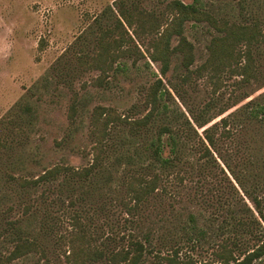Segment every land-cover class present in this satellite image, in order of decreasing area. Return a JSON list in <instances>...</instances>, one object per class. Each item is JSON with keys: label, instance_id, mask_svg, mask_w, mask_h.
<instances>
[{"label": "rangeland", "instance_id": "374dc122", "mask_svg": "<svg viewBox=\"0 0 264 264\" xmlns=\"http://www.w3.org/2000/svg\"><path fill=\"white\" fill-rule=\"evenodd\" d=\"M126 1L139 37L124 26L144 56H118L101 72L93 64L99 42L119 33L127 36L117 27V19L122 20L119 0H0V231L12 220L34 234L41 231L42 218L49 220L53 230L41 234V240L51 264H74V247L85 238L86 247L106 251L126 248L130 240L138 239L147 247L139 264H171L167 257L173 250H178L179 258L173 257L172 264L188 255L197 264H222L220 256L226 250L241 259L264 238V222L257 211L264 213V119L244 114V104L251 106L264 95V0H203L211 17L183 23V35L194 47L192 63L185 68L183 52H172L164 73L161 62L152 61L147 50H156L157 38L160 51L163 39L175 28L170 0ZM148 14L163 24L161 36L138 25L140 20L149 22ZM231 23L249 25L258 37L253 48L257 79L247 83L232 70L243 43L219 44L217 58L212 59L211 39L224 35L225 27L236 29ZM179 39L171 33L170 46H177ZM230 46L231 60L218 68L229 58L225 51ZM118 62L126 63L123 71H115ZM157 79L165 92L161 104L189 119L192 113L207 111L204 116L211 120L206 126L216 140L215 147L209 146L214 160L210 167L197 169L201 150L193 146L199 145L203 131L191 120L197 134L192 131L193 138L185 140L182 158L188 164L178 172H162L154 194L131 212L127 182L133 175L147 171L150 176L153 171L141 166L147 135H134L130 122L150 110L147 93ZM72 105L76 113L70 119ZM97 106L110 108L129 123L104 127L103 115L94 121ZM166 121V114H158L150 122L151 132ZM96 155L101 158L95 168L99 174L86 179L70 174L90 166ZM163 155H169L166 144ZM55 166L64 169L48 183L34 188L18 183ZM68 178L72 185H62ZM76 212L85 237H76L79 226L71 216ZM189 214L195 216L194 229ZM241 218L250 227L236 231V219ZM11 248L0 237V255ZM44 260L39 252H31L9 264ZM84 264L112 263L102 258Z\"/></svg>", "mask_w": 264, "mask_h": 264}, {"label": "trees", "instance_id": "16d2710c", "mask_svg": "<svg viewBox=\"0 0 264 264\" xmlns=\"http://www.w3.org/2000/svg\"><path fill=\"white\" fill-rule=\"evenodd\" d=\"M120 4L118 5V13L120 18L117 19V27H122L124 30V34L127 36L122 35L119 33V36L114 37L112 39H102L99 42L100 48L98 49L97 55L95 57V61L93 62L94 66L100 69L101 72H106L110 66L115 63V59L118 56L126 57L131 56L135 53L138 56H144L142 51L139 49H135L137 46L134 42L132 36L128 34L125 29L124 23L132 29L134 35H138L137 29L133 22V15L130 10L127 8V1L126 0H119ZM169 8L174 10L176 13L171 21L175 22V28L168 32L167 36L163 39L162 46L160 51H157V43L159 42L157 38L153 39V44L155 45V51L150 52L149 49L147 50L148 56L152 61H160L161 62V71L162 73L166 72L169 66V56L172 52H183V65L185 68H188L193 61V44L187 40V38L183 35V23L186 20L195 19V20H202L207 17H211L209 13H206L204 10L205 4L203 0H193L191 3H183L180 0H170L168 4ZM135 8V7H134ZM133 5H132V9ZM146 18L149 20L148 23H144L145 21L140 20L138 25H140L143 29L147 32L150 30L156 31V35L161 36L164 31L162 27V23L158 21V18L154 15L148 14ZM148 24L147 27L144 25ZM167 24V23H166ZM227 25V24H226ZM230 25L236 26V29H228L225 27L226 31L225 34L222 36H215L211 39V46H212V59L217 58L216 47L221 44L220 46H224L226 42H232V45L244 44V50H239L236 53L237 60L235 68L232 70L237 75L241 76V82H249L251 79H257V68L255 65V59L253 56V48L255 43L258 41V37L254 31H252L249 25L245 26L244 24H234L231 23ZM116 27V26H115ZM167 27V25H166ZM161 29L162 32L160 31ZM223 30L222 28H220ZM112 30L111 32H114ZM171 33L179 35V43L175 47L170 46V35ZM129 35V36H128ZM139 37V36H137ZM133 44L132 46L129 45V40ZM228 47L225 51V54L229 57L227 60H221L219 63L218 68L220 65H225L229 63L231 60L230 57L233 55V48ZM157 52H159L157 54ZM240 59V60H238ZM243 59V61H242ZM126 67L125 62H118L114 67L115 71H123ZM185 79V76L183 77ZM161 80L157 79L154 84L151 86L149 92L147 93L149 102L151 103L150 110L142 117L135 119L130 122V127L134 128L136 131L134 135H147V138H143L145 143H143V149L141 151V156H143V163L141 166L144 169H148L153 171L150 176L145 175L147 171L144 173L133 175L129 179L126 184V189L129 194V198L133 201V206L128 207V211H133L134 207H139L140 205L144 204L149 196L153 195L154 192L157 190L160 181L162 180V172L172 170L177 171L180 167L188 164V162H184L182 158L183 148L185 146V140L192 139L190 132H194L195 135L196 130H194V125L191 120L196 124L198 127L202 128L203 131V138L207 141L208 145H206L203 141V138L199 137V146L197 143L194 145V149L200 151L199 158L196 160L197 169L205 166H211V160L213 156L211 154L210 148L215 147L216 140L214 138L211 129L206 126L211 118H206L204 114L207 111H201L197 114H190L191 119L187 118L183 112L178 111L177 109H170L169 106L165 103L161 104V99L165 95V92L161 90ZM23 110L27 111L28 106L23 105ZM96 117H94V121L98 120L97 116L103 115V125L106 127L107 125L112 124H121V123H129L127 122L128 119L125 116H120L114 114L110 108H104L102 106H97ZM76 113L75 105L70 107V119H73ZM166 114L167 121L166 123H160L159 126L156 128L154 132H151L150 122L155 120V117L158 114ZM244 114L247 115L249 118L262 120L264 119V95L259 100H252L251 106L248 104H244ZM224 123L226 124V118H223ZM166 135V140L163 139V136ZM198 137V135H197ZM167 145L169 147V155H163V146ZM202 147V148H201ZM140 154V153H139ZM138 154V155H139ZM209 156V159L207 158ZM100 155H96L95 162L92 163L90 166H87L81 170L73 169L71 171L72 176H76L79 179H86L90 176H94L99 174L100 169H96L97 163L99 162ZM201 158H205L204 162H200ZM191 168H194V164H189ZM64 168L60 166H55L46 170L40 176L33 178V179H22L18 181L21 187L24 188H34L38 186L40 183H48L52 179L55 178L57 174H59ZM176 172V175L178 174ZM178 176V175H177ZM180 177V176H179ZM17 180L14 176H10V180ZM62 185H72L69 178L67 180H62ZM165 190V189H164ZM258 203V202H257ZM259 204V203H258ZM127 206V204H125ZM256 209H258L256 207ZM260 214V218L264 222V213L261 210H257ZM73 222L79 226V232H77L76 237L83 236L85 237V233L83 231L84 228L81 226V222H79V215L73 213L72 215ZM189 220L192 222L191 228H195V216L193 214L188 215ZM40 228L41 231L35 232L31 234L30 232L25 231L21 224L17 221L9 220L6 222V226L2 228L0 231V237H4L6 242L12 244V248L9 250L7 254L0 255V264H9L15 259H18L22 256H25L31 252H39L42 257L45 258V262L43 264H51L49 263L46 258V247L41 240V234H48L51 230H53L54 224L51 223L49 220L42 218L40 220ZM250 226L245 219H236V231L239 229L246 230ZM40 235V236H39ZM88 239H84V242L81 246L74 247L73 250V258L72 262L74 264H84L85 262L106 258L112 264H139L143 258L144 253L147 251V247L143 244L140 240H130V243L126 248H121L117 250H108L102 248H89L85 246V243H88ZM72 243V240H70ZM263 243L254 248L251 251H247L243 258H236L232 255L230 250H226L225 254L220 256L222 259V264H253L254 260L260 261V264H264V238ZM174 258L178 257V250H173L171 256L167 257L169 263H176ZM179 264H197V262L193 261L191 256L184 257L182 259L177 260ZM37 264V263H35ZM202 264V263H199Z\"/></svg>", "mask_w": 264, "mask_h": 264}]
</instances>
